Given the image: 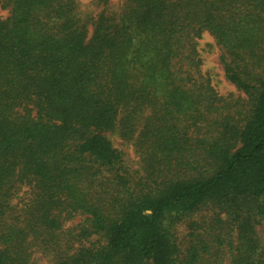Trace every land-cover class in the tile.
<instances>
[{"label": "trees", "instance_id": "obj_1", "mask_svg": "<svg viewBox=\"0 0 264 264\" xmlns=\"http://www.w3.org/2000/svg\"><path fill=\"white\" fill-rule=\"evenodd\" d=\"M1 7L0 264H264V0ZM204 32L242 96L194 79Z\"/></svg>", "mask_w": 264, "mask_h": 264}, {"label": "rangeland", "instance_id": "obj_2", "mask_svg": "<svg viewBox=\"0 0 264 264\" xmlns=\"http://www.w3.org/2000/svg\"><path fill=\"white\" fill-rule=\"evenodd\" d=\"M1 1L3 0H0V18L6 19L9 16V8L3 9L1 7ZM76 1L81 8L82 16L91 12L97 13L99 11L98 6H105L108 8V12L113 13L118 9L119 4L121 3V0H107V2H104L103 0ZM196 43L198 58L201 62V72L196 74H194L195 72H192V74H194V79L197 80V84L199 82L209 83L213 92L223 98H237L238 96H242L240 92H238L237 89L225 79L222 73V64L219 60L221 50L215 44L213 38L208 33L204 32L201 34L200 38L196 40ZM112 144L116 149L122 152L123 161L130 172L133 175L137 173L141 176L142 170L140 169V159L132 143L122 142L116 137H113ZM81 221L82 218L76 217L73 221L67 223V226H75ZM255 230L260 237H263L264 221H261V223L256 226ZM176 232L179 235V239L187 234V230L182 224L176 227ZM33 258L36 264H47L46 260L40 254H36Z\"/></svg>", "mask_w": 264, "mask_h": 264}]
</instances>
